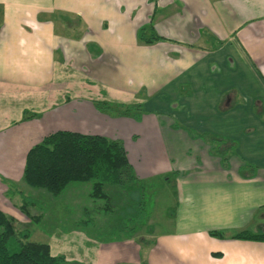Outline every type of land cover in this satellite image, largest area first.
Returning <instances> with one entry per match:
<instances>
[{
	"label": "crops",
	"instance_id": "obj_1",
	"mask_svg": "<svg viewBox=\"0 0 264 264\" xmlns=\"http://www.w3.org/2000/svg\"><path fill=\"white\" fill-rule=\"evenodd\" d=\"M146 26L166 39L142 42ZM140 123L158 130L169 163L134 169L137 181L174 176L169 215L159 207L131 237H112L140 200L128 185H109L120 216L95 213L94 226L77 225L94 208L79 198L90 197L92 182L70 183L57 203L19 173H4L17 162L13 149L0 159V176L41 201L44 220L61 208L48 222L53 236L30 239L82 264H264V241L235 237L264 233V0H0V151L38 136L23 140L20 172L28 150L53 131L150 144ZM207 134L237 145L228 167L211 154ZM249 165L256 168L242 171ZM15 218L30 229L28 216ZM100 231L104 241L91 237Z\"/></svg>",
	"mask_w": 264,
	"mask_h": 264
},
{
	"label": "trees",
	"instance_id": "obj_2",
	"mask_svg": "<svg viewBox=\"0 0 264 264\" xmlns=\"http://www.w3.org/2000/svg\"><path fill=\"white\" fill-rule=\"evenodd\" d=\"M138 35L142 42L148 44L166 39L153 26L143 27ZM205 140L210 144L211 154L220 156L224 166L228 167L230 155L237 145L227 138L210 134H207ZM248 168L256 167L249 165L242 171ZM23 176L30 187L44 189L56 197L72 182H92L90 198L94 208L85 207L84 218L76 223L80 226H94L95 213L115 214L116 205L107 192V185L130 187L139 184L129 152L120 139L66 129L47 134L41 142L28 150ZM165 179L170 177L166 176ZM13 189L21 195L20 211L39 223L45 214L43 205L16 187ZM31 207L40 208V213L32 214ZM136 207L137 216L126 215L120 226L113 228L112 237H131L149 218L145 199H141ZM210 234L223 237L218 231H211ZM30 236L29 230L17 228L16 218L0 208V264H82L69 260L65 254L54 255L48 243L33 241ZM91 237L105 240L101 231ZM235 237L264 241V233L241 232Z\"/></svg>",
	"mask_w": 264,
	"mask_h": 264
},
{
	"label": "rangeland",
	"instance_id": "obj_3",
	"mask_svg": "<svg viewBox=\"0 0 264 264\" xmlns=\"http://www.w3.org/2000/svg\"><path fill=\"white\" fill-rule=\"evenodd\" d=\"M72 82L69 84V87H73L72 89L75 88V82L72 80ZM69 82V83H70ZM116 111H122L124 110L122 107L116 105ZM120 113V112H118ZM150 128V125L148 126ZM137 132H144L141 137H146V136H151L152 140L150 144H139V145H130L128 144L129 142L124 140V143L129 150L130 153V161L132 165L134 166V169H137L139 172L151 168L155 172L158 171H163L166 169L168 166L169 160L167 159V156L165 154V151L163 149V145L159 141V133L158 130L154 129H146L144 128L141 123L138 124V127L136 128ZM11 133V131H10ZM22 137H18L17 141L14 142L12 146H9L7 144H2L1 145V151H0V159H2V163H5V160H8L12 157V151L15 149L16 153L18 154L17 156V162L15 163V166L12 167L11 169L5 171L4 173H19L17 176V180H23L24 178H21L23 176V171L21 170L20 172V167H22L23 161L21 160L22 157L24 159L26 152H24V144L23 140L25 139H38V136H30L29 138L25 137L24 139H21ZM39 141V140H37ZM36 143V142H33ZM23 145V146H22ZM26 147V146H25ZM141 150L145 152V160H138V155L137 151ZM21 165V166H20ZM22 173V176H20ZM24 177V176H23ZM2 180H5L3 182ZM7 180V181H6ZM153 181L145 184V185H131L130 186V198L132 199H145L147 201V209L149 210V218L147 219L148 222H153L155 220V214L158 213L157 210H159V207H163L162 212L164 215H169V213L173 209V202H174V176H170L169 181L167 182L166 180H161L160 178H155ZM14 180H11L10 178L6 176H0V208L6 212L7 214L16 217L19 214H23L20 209H19V204L21 205V195L18 192L14 191L15 186ZM167 182V183H166ZM79 183H84V182H76L75 184ZM11 186H14L13 188ZM119 187V186H117ZM110 186L107 185L106 189H109ZM113 188V187H112ZM44 190V189H41ZM76 192V191H75ZM75 192L71 191V196L75 197ZM108 192H112V189H109ZM25 193V192H24ZM49 193V192H48ZM26 194V193H25ZM50 194V193H49ZM52 196V200H56L57 203L62 202V197L58 196ZM62 195V194H61ZM32 197V195H29ZM35 199V197H32ZM54 198V199H53ZM79 198L83 201L86 202L87 200H91L89 195L85 193H81ZM36 200V199H35ZM39 203L43 205L45 208V213L47 214L48 208L39 200H36ZM114 202L116 203V199L114 198ZM48 203V201L46 202ZM52 205V204H51ZM41 209L38 207H31L30 212L34 215H38L40 213ZM157 211V212H156ZM72 212H75V210H72ZM156 212V213H155ZM52 215L46 220H44L45 217L42 218V220L39 223L34 222L33 220L30 219V229L26 227H20L18 224H16L17 228L19 229H27L30 231V234L33 236H53V230L50 229V227H53L52 225L49 226L48 222H51L53 220L59 219L60 214H61V208L56 210H52ZM25 215V214H24ZM27 216V215H26ZM120 216L119 213L116 214V216L113 214V218H118ZM17 222V221H16ZM66 224H64V227H68ZM145 228L149 226L145 225ZM143 233V232H140ZM105 235V234H104ZM144 237V236H140ZM147 240V239H146ZM153 238L149 236V240L147 241H152ZM141 241V239H140Z\"/></svg>",
	"mask_w": 264,
	"mask_h": 264
}]
</instances>
